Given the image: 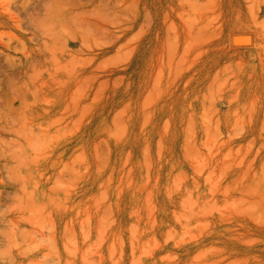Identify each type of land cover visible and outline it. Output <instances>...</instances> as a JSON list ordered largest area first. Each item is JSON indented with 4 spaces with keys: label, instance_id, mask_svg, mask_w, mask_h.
<instances>
[{
    "label": "rangeland",
    "instance_id": "obj_1",
    "mask_svg": "<svg viewBox=\"0 0 264 264\" xmlns=\"http://www.w3.org/2000/svg\"><path fill=\"white\" fill-rule=\"evenodd\" d=\"M0 264H264V0H0Z\"/></svg>",
    "mask_w": 264,
    "mask_h": 264
}]
</instances>
